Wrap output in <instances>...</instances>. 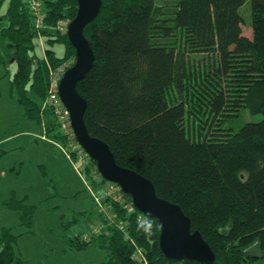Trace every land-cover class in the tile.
I'll return each instance as SVG.
<instances>
[{"label":"trees","instance_id":"1","mask_svg":"<svg viewBox=\"0 0 264 264\" xmlns=\"http://www.w3.org/2000/svg\"><path fill=\"white\" fill-rule=\"evenodd\" d=\"M41 2L37 26L27 0H0V19H7L1 33L13 50L3 61L8 73L15 58L10 82L23 117L42 121L48 110L46 137L67 146L52 108L40 99L48 96L51 70L76 60L67 31L57 24L74 18L78 2ZM246 3L251 37L242 26ZM84 34L95 61L77 88L88 102L90 133L109 143L119 163L149 177L160 196L181 205L217 258L167 259L158 220L141 223L138 209L117 202L112 210L128 223L130 238L111 224L77 244L94 241L108 251L94 264H250L264 258V0H176L172 10L158 0H103ZM40 35L46 41L41 58L35 52ZM56 42L65 43L62 57L52 48ZM243 109L263 116L237 129L227 125ZM91 166L96 161L89 157L87 174ZM9 205L21 208L22 224L31 228L35 208L15 197ZM17 239L12 228L2 229L0 264H28L17 254Z\"/></svg>","mask_w":264,"mask_h":264},{"label":"rangeland","instance_id":"2","mask_svg":"<svg viewBox=\"0 0 264 264\" xmlns=\"http://www.w3.org/2000/svg\"><path fill=\"white\" fill-rule=\"evenodd\" d=\"M158 1L168 10L176 6V0ZM7 3L8 0H4V5ZM241 14L243 32L251 37L248 3L241 7ZM6 24V18L0 19V235L4 227L12 228L18 236L17 254L28 264L98 263L106 259L107 250L94 241L85 247L77 243L85 236L90 237L94 226L100 231L112 224L110 220H99V207L87 181L103 201L105 185L92 180L91 176L96 175L95 166L88 171L91 176L81 167L83 178L60 143L46 138L50 118L47 109L42 121L23 117V106L17 92L11 88V71L9 69L7 73L3 61L5 54L13 52L1 33ZM40 38L43 39L39 41ZM40 38L35 40V52L41 58L45 54L46 41L44 35ZM52 48L60 57L65 54L63 42H56ZM193 56L200 59L204 54ZM44 99H40L42 106ZM262 116L243 109L238 117L228 120L227 125L237 129L246 121L259 120ZM57 127L62 133L58 124ZM12 197L35 208L31 228L22 224L21 208L14 209L9 205ZM250 264H264V258Z\"/></svg>","mask_w":264,"mask_h":264},{"label":"water","instance_id":"3","mask_svg":"<svg viewBox=\"0 0 264 264\" xmlns=\"http://www.w3.org/2000/svg\"><path fill=\"white\" fill-rule=\"evenodd\" d=\"M78 9L67 26L70 43L76 50V60L64 72L59 85V95L69 112L71 127L80 145L96 161L102 177L117 183L124 195L146 218L157 219L160 224L159 247L167 259L185 258L211 263L217 258L209 242L199 229H192V220L181 205L157 193L154 182L134 168L119 163L108 142L90 133L85 112L88 102L79 92L77 84L95 61V52L84 34L85 26L101 11L103 0H77ZM13 78L17 69L15 58L8 62Z\"/></svg>","mask_w":264,"mask_h":264},{"label":"built area","instance_id":"4","mask_svg":"<svg viewBox=\"0 0 264 264\" xmlns=\"http://www.w3.org/2000/svg\"><path fill=\"white\" fill-rule=\"evenodd\" d=\"M27 4L30 8V11L33 14H35L37 17V26H40L41 20L43 18V8H42L41 0H27ZM69 22L70 19L67 18L61 19L57 24V28H59L62 31H65L67 30V26ZM68 67H70L69 62H64L60 64L58 67L51 70V82L49 87V93L45 100L44 106L45 107L49 106L52 108L56 121L62 130V134L65 135L67 140V146L59 142L60 146L63 147L67 156L73 159L76 170L84 178V174L80 168L81 167L85 168L86 164H88V159L90 156L85 151V149L80 145V143L77 141L75 137L74 131L71 127L69 112L66 109L58 91L59 82ZM43 137L45 136L43 135ZM73 154H75V157L73 156ZM93 170L94 172H96V175L92 176V179L105 185L103 195L105 196V198H107L106 201H103L101 199V196L94 193V190H92V187L87 181V184L89 188H91V191L93 193L94 200L98 204L99 211L103 212L106 215V219L108 221L110 220L113 225H115L118 229H120L126 238H130L128 223L125 221V219L120 218L118 214L112 210L111 206L113 202H117L120 203L124 208L128 209L129 211H131L135 206L131 201H128L126 199L125 195L121 191L120 186L117 183L104 180L102 175L99 174L97 166H95ZM138 221H140L141 223H146L147 218L144 214L140 212L138 216ZM95 227L96 226H94L93 229H91V232H93V234L99 232V230H97V228ZM100 228H101V224H100ZM137 251H138L137 257L140 258L142 256L141 255L142 251L139 248L137 249ZM145 263H147L146 260Z\"/></svg>","mask_w":264,"mask_h":264},{"label":"crops","instance_id":"5","mask_svg":"<svg viewBox=\"0 0 264 264\" xmlns=\"http://www.w3.org/2000/svg\"><path fill=\"white\" fill-rule=\"evenodd\" d=\"M49 139V138H48Z\"/></svg>","mask_w":264,"mask_h":264}]
</instances>
